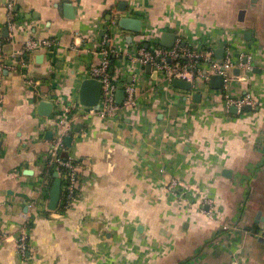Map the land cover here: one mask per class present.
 Segmentation results:
<instances>
[{"label":"crops","instance_id":"1","mask_svg":"<svg viewBox=\"0 0 264 264\" xmlns=\"http://www.w3.org/2000/svg\"><path fill=\"white\" fill-rule=\"evenodd\" d=\"M123 17L143 23L139 34L113 30L127 48L145 32L159 44L164 34L187 45L207 37L216 53L228 43L237 66L249 57L251 67L233 70L230 93L256 105L228 110L210 84L192 96L155 88L146 68L134 81L125 59L112 60V74L136 85L139 107L116 120L72 110L75 199L51 211L49 133L80 105L82 82L101 64L97 42ZM29 39L57 44L22 69ZM173 181L184 197L196 192L192 208L168 191ZM207 197L213 217L201 207ZM0 229V264H229L237 248L246 264H264V0H0ZM23 232L25 256L16 245Z\"/></svg>","mask_w":264,"mask_h":264},{"label":"built area","instance_id":"2","mask_svg":"<svg viewBox=\"0 0 264 264\" xmlns=\"http://www.w3.org/2000/svg\"><path fill=\"white\" fill-rule=\"evenodd\" d=\"M10 18L13 15L12 6L9 5ZM133 16V15H132ZM8 27H14L13 21L8 20ZM118 28V21H113L108 29L104 32L102 38L97 42L98 55L101 57V64L92 67L88 73V79H94L102 83V95L99 109L85 108L80 105L73 107H66L60 119L57 122V130L51 142L50 153V167L54 168L55 174H58L62 180V199L61 203L63 209L69 210L72 206L76 185L78 183V165L74 158L68 153L65 139L72 135V126L70 123V115L72 110L79 108L83 110L87 116L99 117L103 120H116L123 111H136L139 107L138 89L135 84L128 83L124 76H114L111 72L112 60L122 57L126 60L125 70L132 75L134 81L142 80L141 73L145 71L146 66L151 67L150 77L155 88L160 85L172 87L175 80H182L191 82L193 85V92L201 89V86L210 84L211 78L215 75L221 76L223 79V92L226 107L229 110L235 107L239 113L243 112L246 107L255 106L256 102L250 95L234 97L231 95V85L234 80L233 70L236 67L249 66V57L247 63L237 64L232 59L233 49L226 43L224 45L225 57L223 60L216 58V47L209 39L203 38L202 43L190 44L179 38L172 48L161 46L156 38L149 39L148 32L143 34V40L138 47L127 48L113 39V30ZM205 37V36H204ZM147 43V45H145ZM205 43V46H203ZM57 44V40H36L29 39L24 44L23 49L19 52L20 67H26L29 56L35 51L51 50ZM155 74V78L153 75ZM151 81V80H150ZM151 81V82H152ZM141 82V81H140ZM30 86H34L32 81H28ZM153 86V87H154ZM125 91V98L122 104L118 103V91ZM193 92H187L188 96H192ZM76 110V109H75ZM52 174L49 173L48 179L44 183L46 191L50 193ZM168 191L173 195L176 201L187 204V208L193 207L196 200V192L187 191L185 195L182 194L181 184L173 181L169 184ZM207 206L211 208L209 215L214 216L215 201L211 197L204 199L202 208ZM203 210V209H201ZM204 213V211H203ZM227 229V227H225ZM5 240V237L0 229V247ZM17 250L22 255L28 254L30 249V241L28 235L23 232L16 241ZM229 264H246L245 257L242 250L237 248L235 259Z\"/></svg>","mask_w":264,"mask_h":264},{"label":"water","instance_id":"3","mask_svg":"<svg viewBox=\"0 0 264 264\" xmlns=\"http://www.w3.org/2000/svg\"><path fill=\"white\" fill-rule=\"evenodd\" d=\"M124 5V4H123ZM68 9V12H70L71 8L66 7ZM123 12H125V9H122ZM243 15V13H241ZM68 19H75L74 16L68 15ZM118 26L126 32L132 33V34H139L142 32L143 29V23L140 19L132 18V17H123L118 21ZM7 32L8 29H5ZM248 37V33L246 35ZM176 35L175 34H164L162 36V40L160 42L161 46L166 48H172L176 42ZM224 52L225 50H218L216 53V58L219 60L224 59ZM247 59L244 61V63H247ZM147 72L151 73V67L148 65L146 66ZM155 78V74L153 75ZM210 86L213 90L219 91L223 87V79L221 76L215 75L211 78ZM173 87L176 89L185 91V92H193V85L191 82L182 81V80H175L173 82ZM102 95V83L94 80V79H86L82 82L80 91H79V102L82 107L85 108H94L96 110L99 109L100 100ZM118 103L122 104L124 101L125 91L119 90L118 93ZM196 97H200V95H196ZM250 109V107H248ZM232 111L236 113L237 109L234 107L232 108ZM54 138V134L51 132L49 133V139L52 140ZM72 137H67L65 139V144L67 147H71L72 144ZM226 175L230 177V171L224 172ZM62 180L58 176V174H55L54 182L51 186L50 193H49V210L56 211L58 207L60 206L61 199H62ZM262 218L258 217V222ZM254 234H257V230L253 231Z\"/></svg>","mask_w":264,"mask_h":264},{"label":"trees","instance_id":"4","mask_svg":"<svg viewBox=\"0 0 264 264\" xmlns=\"http://www.w3.org/2000/svg\"><path fill=\"white\" fill-rule=\"evenodd\" d=\"M246 112H247V110H246ZM51 146H52V145H51ZM50 158H51V157H50ZM50 158H49V159H50ZM49 162H50V160L48 161V170H49V173L52 174V177L50 178V181H51L50 186H52V184H53V182H54V173H55V172H54V168H53V167H50V165H49L50 163H49ZM60 207H61V210H62V209H63L62 204H60Z\"/></svg>","mask_w":264,"mask_h":264}]
</instances>
